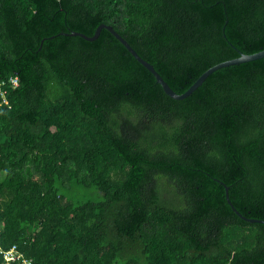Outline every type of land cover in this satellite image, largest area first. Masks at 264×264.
Here are the masks:
<instances>
[{
    "label": "trees",
    "instance_id": "16d2710c",
    "mask_svg": "<svg viewBox=\"0 0 264 264\" xmlns=\"http://www.w3.org/2000/svg\"><path fill=\"white\" fill-rule=\"evenodd\" d=\"M264 0H0V246L33 264H264ZM87 190L100 195L92 200ZM0 264H3L0 255ZM15 264V263H12Z\"/></svg>",
    "mask_w": 264,
    "mask_h": 264
},
{
    "label": "water",
    "instance_id": "95a60500",
    "mask_svg": "<svg viewBox=\"0 0 264 264\" xmlns=\"http://www.w3.org/2000/svg\"><path fill=\"white\" fill-rule=\"evenodd\" d=\"M105 28L108 30L122 45L123 47L141 64L143 65L155 78L156 82L162 87L163 91L171 98L174 99H182L188 96L190 93H192L200 84L203 82V80L213 71L232 64H238L241 62H247V61H252L256 60L259 58L264 57V50L251 54V55H241L240 57L236 59H232L226 62L219 63L211 68H209L207 71H205L184 93L182 94H177L175 93L169 85L161 78V76L154 70L153 66L147 63L145 60H143L136 52L135 50L118 34L116 33L111 26H106V25H99L95 31L94 34L91 37H88L82 33L79 32H71L69 35L71 36H80L81 38L87 40V41H93L95 40L99 34L101 29ZM225 189V199L228 203V205L231 207V209L241 218L248 222H259V223H264V220H256V219H247L241 216V214L234 208L232 203L229 200L228 196V187L224 186Z\"/></svg>",
    "mask_w": 264,
    "mask_h": 264
},
{
    "label": "built area",
    "instance_id": "2783aa9c",
    "mask_svg": "<svg viewBox=\"0 0 264 264\" xmlns=\"http://www.w3.org/2000/svg\"><path fill=\"white\" fill-rule=\"evenodd\" d=\"M18 84L19 80L17 76H11L6 81H0V108L4 106L10 108L9 100L6 97V87L15 88ZM0 255L2 256L3 264H33V260L24 257V255L18 251L16 245H12L6 250L0 248Z\"/></svg>",
    "mask_w": 264,
    "mask_h": 264
},
{
    "label": "rangeland",
    "instance_id": "374dc122",
    "mask_svg": "<svg viewBox=\"0 0 264 264\" xmlns=\"http://www.w3.org/2000/svg\"><path fill=\"white\" fill-rule=\"evenodd\" d=\"M3 177V175H0V179ZM87 194L88 196L92 199V200H98L100 198V195L91 191V190H87ZM0 248L2 249V247L0 246Z\"/></svg>",
    "mask_w": 264,
    "mask_h": 264
}]
</instances>
